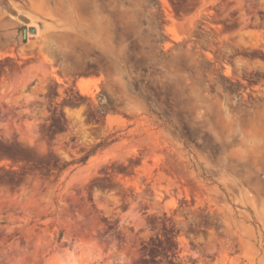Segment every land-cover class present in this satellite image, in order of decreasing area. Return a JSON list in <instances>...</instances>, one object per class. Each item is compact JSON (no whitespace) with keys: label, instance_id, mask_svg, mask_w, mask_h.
<instances>
[{"label":"rangeland","instance_id":"rangeland-1","mask_svg":"<svg viewBox=\"0 0 264 264\" xmlns=\"http://www.w3.org/2000/svg\"><path fill=\"white\" fill-rule=\"evenodd\" d=\"M0 264H264V0H0Z\"/></svg>","mask_w":264,"mask_h":264},{"label":"trees","instance_id":"trees-1","mask_svg":"<svg viewBox=\"0 0 264 264\" xmlns=\"http://www.w3.org/2000/svg\"><path fill=\"white\" fill-rule=\"evenodd\" d=\"M105 145V143L101 142L98 146Z\"/></svg>","mask_w":264,"mask_h":264}]
</instances>
